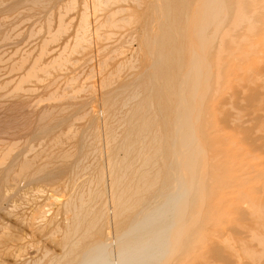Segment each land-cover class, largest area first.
<instances>
[{
	"label": "rangeland",
	"instance_id": "374dc122",
	"mask_svg": "<svg viewBox=\"0 0 264 264\" xmlns=\"http://www.w3.org/2000/svg\"><path fill=\"white\" fill-rule=\"evenodd\" d=\"M204 1L0 0V264H264V0Z\"/></svg>",
	"mask_w": 264,
	"mask_h": 264
},
{
	"label": "bare ground",
	"instance_id": "6f19581e",
	"mask_svg": "<svg viewBox=\"0 0 264 264\" xmlns=\"http://www.w3.org/2000/svg\"><path fill=\"white\" fill-rule=\"evenodd\" d=\"M213 1H215V0H212V1H208V0H205L204 2H207L208 4H211V3H209V2H213ZM219 2V1H218ZM207 3H204V5H203V7L207 4ZM214 3H217V1L216 2H213V4ZM220 3V2H219ZM219 3H217L215 6L216 7H218L219 5ZM221 4V3H220ZM209 6V5H208ZM210 6H212V7H210L211 9V12H212V8H213V5H210ZM214 6V8H216ZM222 7V6H221ZM205 8V7H204ZM203 8V11L204 12H207V11H205V9ZM206 10H208V7H206ZM210 10H208L209 12H210ZM218 10V9H217ZM213 11H215V10H213ZM219 11H220V9H219ZM222 11V10H221ZM210 12V13H211ZM217 12V11H216ZM215 12V13H216ZM210 13H208L209 15H210ZM219 13V12H218ZM212 14V13H211ZM214 14V13H213ZM220 14V13H219ZM243 15V14H242ZM206 16L208 17V15L206 14ZM206 16H205V18H206ZM216 16H217V14H216ZM210 17H212V16H210ZM243 17V16H242ZM209 19V18H208ZM210 20V19H209ZM213 20V19H212ZM206 21H208V20H206ZM206 21H205V23H206ZM204 22V21H203ZM201 28V27H200ZM204 28V27H203ZM200 31H202V30H200ZM205 31V30H204ZM205 36V35H204ZM204 36H202L203 38H204ZM201 39V38H200ZM202 40V39H201ZM209 41V40H208ZM202 42H205V41H202ZM199 43H200V41H199ZM204 44H207V43H202V48L204 49ZM204 45V46H203ZM203 49H201V53H202V50ZM197 51V50H196ZM198 54V53H197ZM197 54H195V55H197ZM197 56H200V55H197ZM197 56H196V58H197ZM201 56H203V55H201ZM162 59V58H161ZM198 59V58H197ZM181 62V61H180ZM178 63L179 65H180V67H181V65H182V63ZM163 64V68L162 67H160V70H158V72H160V73H162V76H161V78H163L164 80H162V83H163V86H161L163 89L161 90V91H165V93H167L168 94V96L169 97H172V96H178L180 99L181 98H185L184 97V95H182V94H184V91H185V88H186V86H187V81L185 80V81H183L184 79H186V77L188 76H186V75H184L185 73H183L182 74V76L184 77V78H182L181 79V81L182 82H179V84H178V88H177V93H176V91H175V85H176V83H175V80H174V77H173V75L171 74V57H170V59L169 60H167V59H165V62H163L162 63ZM194 65H195V63H194ZM161 66V65H160ZM190 68V67H189ZM188 68V69H189ZM32 70V69H31ZM35 70H37V69H35ZM34 70V71H35ZM190 70L191 69H189V72H188V74L190 75V73L192 72V70H191V72H190ZM186 73H187V71H185ZM159 73V75H161ZM189 78H190V76H188ZM200 78V77H199ZM199 81V80H198ZM195 82V81H194ZM198 82H196V84H197ZM199 85V84H198ZM196 89H197V86H194ZM199 87V86H198ZM182 88H183V91H182ZM192 89H193V87H192ZM195 90V89H194ZM198 91L200 90V88L199 89H197ZM196 90V91H197ZM202 90V89H201ZM193 90H191V92H192ZM197 96H198V98L200 99V97L199 96H202V98L204 97L203 96V93H201V91H200V93H195ZM201 94V95H200ZM195 95V96H196ZM183 96V97H182ZM179 100V99H178ZM181 100H184V99H181ZM180 100V101H181ZM203 100V99H202ZM185 101H186V98H185V100L184 101H182L181 102V104H184V106L182 107L181 105H176V109L175 110H180V111H178L177 110V114H176V118L178 117V119H177V121H175V125L177 126V127H179V125H178V122H180V119H181V121H182V119H183V117L185 118L186 117V111H189V113H190V109H191V104H187L188 102H186L185 103ZM198 101V100H197ZM196 101V102H197ZM177 104V103H176ZM167 105V104H166ZM196 106H198V105H196ZM196 106H194V108L196 107ZM167 108H168V106H167ZM166 108V109H167ZM193 108V107H192ZM183 111H182V110ZM170 111L172 110V109H169ZM174 110V111H175ZM193 110V109H192ZM173 111V110H172ZM194 112V111H193ZM180 114H182L183 116L181 117V115ZM195 115L194 116H196V113H194ZM198 114V113H197ZM191 117V118H190ZM199 117V116H198ZM197 116L195 117V119L194 120H197V118H198ZM188 119H186V122H185V126L186 127H191V126H193V125H195V124H193V121H192V113H191V115L190 116H188L187 117ZM198 121V120H197ZM197 121H196V123H197ZM195 123V122H194ZM176 127V128H177ZM179 129H181L180 131H181V133H182V136H183V130H182V128H180L179 127ZM127 136V135H126ZM125 138V137H124ZM126 139V138H125ZM181 139H184L183 137L181 138ZM124 140V139H123ZM115 141V140H114ZM124 142V141H123ZM174 142H175V138H174ZM182 142V141H181ZM130 143H133V142H130ZM136 143V142H135ZM134 143V144H135ZM186 143V145H188V147H190V149H192L193 150V148H191V147H194L193 145H194V141H190L188 144H187V141H186V139L184 140V144ZM108 144H109V142H108ZM107 144V145H108ZM183 144V145H184ZM193 144V145H192ZM123 145H125V144H123ZM186 145H184V146H186ZM182 147L181 148V146L179 147V149L178 150H180V149H183L184 150V148L185 147ZM107 147V146H106ZM128 147H130L129 145H128ZM132 147H133V145H132ZM187 146H186V148L185 149H188V151H190L189 150V148H188ZM5 152H6V147L5 146H2V147H0V158L2 159V157H3V155L5 154ZM156 151H154V153H155ZM179 152V151H178ZM185 153V152H184ZM184 153H183V155H184ZM187 154V153H186ZM2 156V157H1ZM183 157H186V155L185 156H183ZM114 159H116V158H111L110 159V163L112 162V161H114ZM3 160H4V158H3ZM3 160H0L1 162L3 161ZM0 162V163H1ZM110 165H112V164H110ZM115 164H113V166H114ZM187 165V164H186ZM114 168V167H113ZM110 169H112V167L110 168ZM192 172H193V166H192V164H189L187 167L185 166V170H184V172H183V178H187L186 177V175H188V176H190V177H188V178H190V180L189 179H187V181H185V182H187V184H188V186L191 188L192 186H191V183H192V180H191V178H192ZM111 173V172H110ZM187 173V174H186ZM188 181H190V184H189V182ZM117 182V183H116ZM115 182V184H117V186L119 187L120 185H122V184H124L123 183V179L120 177V179L119 180H117ZM112 183V182H111ZM186 183H184V185H187ZM186 187V186H185ZM190 188H188L189 190H190ZM140 188H139V186H138V190H139ZM125 191L124 190V188H122L121 189V191ZM137 190V189H136ZM137 190V191H138ZM129 192H132V191H129ZM134 193V192H133ZM130 198V197H129ZM128 199V198H127ZM126 200V199H125ZM125 202V201H124ZM136 203V202H135ZM135 206V205H134ZM129 207H131V206H129ZM124 209V208H123ZM126 209H129L128 207L126 208ZM125 209V210H126ZM124 210V211H125ZM124 211H122V212H124ZM121 212V213H122ZM119 213V212H118ZM131 228V231L130 232H128L129 233V235H130V237H132L133 236V240H132V242H133V246H132V248H133V251H136V249H135V247H136V242L138 241V221H137V219L136 220H134L133 221V223H132V226L130 227ZM116 232V231H115ZM115 234V233H114ZM124 235V233L122 234V236ZM125 236V235H124ZM127 236V235H126ZM122 238V237H121ZM122 240L119 238V240L117 239V243L119 244V245H121L120 243H123V242H121ZM125 241V240H124ZM260 241L262 242V243H264V237H261L260 238ZM116 243V242H115ZM125 243H127V242H125ZM101 245H102V243H101ZM100 245V246H101ZM107 245V244H106ZM123 245H124V243H123ZM93 245H91V247L89 248H87L86 250H85V252H84V254L85 255H81V257H80V259L79 260H77L76 259V261H75V264H88V262H89V260L92 258V257H94V256H98L99 255V253L100 252H95V251H98V250H95L94 251V249L96 248V247H98L97 245L95 246V247H92ZM106 246L104 245V248H105ZM103 248V247H102ZM99 251H103V250H99ZM88 258V259H87Z\"/></svg>",
	"mask_w": 264,
	"mask_h": 264
}]
</instances>
